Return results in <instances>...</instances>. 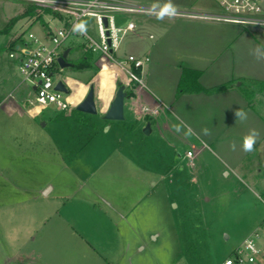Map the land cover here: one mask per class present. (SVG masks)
I'll return each instance as SVG.
<instances>
[{
  "label": "rangeland",
  "instance_id": "rangeland-1",
  "mask_svg": "<svg viewBox=\"0 0 264 264\" xmlns=\"http://www.w3.org/2000/svg\"><path fill=\"white\" fill-rule=\"evenodd\" d=\"M121 1L161 10L171 2L177 12L217 7L213 0ZM27 8L26 3L0 0V30L18 18L9 35H0V104H10L9 94L17 88L15 95L24 101H13L21 114L0 109V218L13 221L15 232H25L20 240L38 264H99L102 258L112 264H221L263 227L264 97L258 96H264V83L262 90L255 88L251 107L239 100L225 111L223 101L173 103L165 96L168 105L160 107L146 91L168 95L177 84L179 66L193 63L181 59L186 46L174 43L188 33L181 26L185 19L128 13L117 16L118 25L133 22L137 29L126 36L115 58H148L138 74L142 83L80 48L69 56L70 64L85 60L92 68L66 69L57 79L68 86L69 109L94 85L98 112L88 115L82 126L76 109L65 112L56 106L33 119L29 111L35 91L9 57L11 40L41 33L39 24L31 25L23 16ZM79 24L100 41L96 19L83 18ZM236 26L239 33L246 32L239 34L246 52L236 68L257 74L264 67L256 55L257 46L264 48V27ZM75 36L80 41L76 46L83 47L85 40ZM227 61L216 59L204 70L211 75ZM119 79L127 86L125 120L108 121ZM245 89H238L243 96ZM237 109L247 113L246 120L236 118ZM179 124L177 132L174 126ZM148 125L151 133L146 136ZM251 129L259 136L255 150L245 152L243 138ZM7 237L9 249L20 247L18 240L13 244V237ZM82 239L93 249L85 248Z\"/></svg>",
  "mask_w": 264,
  "mask_h": 264
},
{
  "label": "built area",
  "instance_id": "built-area-1",
  "mask_svg": "<svg viewBox=\"0 0 264 264\" xmlns=\"http://www.w3.org/2000/svg\"><path fill=\"white\" fill-rule=\"evenodd\" d=\"M26 3L34 10L31 25L39 24L42 35L29 33L25 40L21 35L19 41L11 46L10 58L19 63L24 81L33 87L35 100L30 101L37 115H41L51 106L61 111L69 109V93L58 91L57 85L63 82L57 79L66 69L59 64V59L72 45H78L79 36L85 40L80 47L88 55H99L100 61L116 63L131 78L142 83L138 74H142L149 59L142 60L130 54L124 61L117 62L115 54L126 36L137 29L133 22L119 26L117 16L128 13L159 14L161 9L129 5L121 0H15ZM218 7L213 13H181L176 16H193L225 23H232L244 28L264 27V0H213ZM45 15V16H44ZM48 16V20L44 17ZM94 18L98 22L99 40L97 41L77 25L83 18ZM45 20L44 23L40 19ZM105 20L107 21L105 23ZM69 62V54L67 58ZM60 78V77H59ZM31 112V111H29ZM221 264H264V221L263 227L244 240Z\"/></svg>",
  "mask_w": 264,
  "mask_h": 264
},
{
  "label": "crops",
  "instance_id": "crops-1",
  "mask_svg": "<svg viewBox=\"0 0 264 264\" xmlns=\"http://www.w3.org/2000/svg\"><path fill=\"white\" fill-rule=\"evenodd\" d=\"M27 7L29 8H27V10H25L22 14H26L28 13V10L32 9V7H30L29 5H27ZM217 10H218V7H213V9H207V11H188V12L189 13H211V12L215 13L217 12ZM181 13H187V11H183ZM33 15L26 16V18L30 20V24H31V18L33 17ZM177 17L185 19V20H182L181 26L183 29H185L188 32L185 35H182L183 39L176 38L174 41L175 44H182L186 46V49H187V50H183V53H187V54L181 55L180 50H179L178 55L180 54L181 59L185 58V60L187 59L192 60L193 63L189 62L188 65L183 64V66H179L178 68L179 74H177L178 81H177L176 86L173 87L174 91H171V93H168V95H166V94H162V92H160V94H154L148 89L146 91L147 95H149L150 98H152V100L156 102L160 107H164V108L168 104L165 102V99L163 96L166 97V100H168V102H173V103L182 102V100L184 99L191 101V102H195V101L208 102L206 101L207 98H210L209 100L212 103L223 101L225 102L223 106L225 111L231 107L230 103H235L239 100L241 101L243 105H249L251 107L250 101L254 100L253 98L255 96L254 95L255 88L259 87L262 90L261 85H263L262 83H264V67L262 65L261 67L263 68L260 69L259 73L257 74L256 73L250 74L249 72H242V71L237 70L236 66L238 65V59L239 57L243 55L244 52H246L244 48L245 43L239 42V37L246 34V32L241 31V33H239L237 26L232 23H225V22L214 21L211 19H205V18L193 17V16H177ZM46 19H48V17ZM42 20L43 19H41V21ZM44 21L45 20H43L42 22L44 23ZM42 33H43V30L41 29V33L38 35H42ZM239 34H241V36H239ZM20 37L21 35L18 36L16 40H11V42L9 41L10 45L13 46V44L17 43ZM79 49L80 47H76L75 45H72V47L69 48V56L72 57L75 53H77ZM257 49L258 51L256 55L264 61V48L262 49L257 46ZM9 57H10V54H9ZM226 58H228V61L225 63L224 69L214 71L215 73L211 75H207L208 73L204 70V68H207L211 64H214L216 62V59L221 60V59H226ZM68 63L70 64V62ZM252 66L256 68H260L259 66H256V65H252ZM67 69H72V65L70 68H67ZM184 70H192V71H197L201 73L198 83L203 88L202 91L184 93V94L178 93V87H179L181 77H182ZM58 77H61V75ZM231 83H237V84L233 86ZM238 83L240 84L238 85ZM84 85L85 84H83V87ZM29 86L31 90L34 91L33 87H31L30 84ZM242 86L247 87V89H245L246 95L244 94V96L241 93L242 91L239 92L238 90ZM18 89L19 88L15 89L14 92L9 94V98L10 100H12L11 102H9L10 104H6V105L0 104V109L3 108L4 106L6 107V110H8L12 114H15V113L21 114V111H19V108H18L19 106L17 103L24 102V101L21 98L22 97L21 94L15 95V91H18ZM149 92L152 95L148 94ZM172 92H175V93L172 94ZM86 93H87V90L85 91V94ZM258 93H261L260 95H262V92H258ZM220 97H224V99H219ZM258 97L262 98L264 96L262 95ZM13 101H19V102L13 103ZM36 113H37L36 111H31L30 118L37 119L40 115L38 116ZM204 145L208 146L207 143H205ZM4 209L8 211L10 210L8 208H4ZM0 210H2V208H0ZM0 215H2V211ZM6 215H9V214H6ZM23 216L24 215L20 216V219H19V222L22 223L21 225L22 227L25 225ZM19 222H17V224H19ZM94 227L95 226L91 228H94ZM14 228H17V226H15V223L11 221L8 217L0 218V264H38V262L35 261L36 259L33 258V256L30 254V249H27V248L25 249V246L23 245L24 241L20 240L22 236H25V232L19 231V230L15 232ZM8 235H11L13 237L12 238L13 244L16 242V240H18V245L20 247L18 248L14 247V250L9 249L7 246H12V245H11L10 240L7 237ZM83 242L85 244L84 245L85 248H87L88 250L93 249L91 248L92 245L89 242L88 244L84 240ZM22 245L23 247L21 248ZM93 251L96 252V250H93ZM102 259H98V261L100 262L99 264H112L106 259H104L105 261L101 262ZM48 264H62V263L57 262V261H54V262L52 261ZM64 264H73V263L65 262Z\"/></svg>",
  "mask_w": 264,
  "mask_h": 264
},
{
  "label": "water",
  "instance_id": "water-1",
  "mask_svg": "<svg viewBox=\"0 0 264 264\" xmlns=\"http://www.w3.org/2000/svg\"><path fill=\"white\" fill-rule=\"evenodd\" d=\"M107 21L105 20V23ZM69 50L64 53L62 58L59 59V64L62 68L67 69L71 67V64L67 62ZM124 88L126 87H120L118 88L117 94L113 102L111 103L109 110L106 113V120L108 121H115V122H121L125 120V101H126V95L124 93ZM58 91L68 94L69 90L66 88L63 82H59L56 88ZM95 94L94 91H90L87 95V97L84 99L80 105L77 106L76 110L83 112L88 115H94L98 112V107L95 100ZM144 134L146 136L150 135L151 133V127L148 125L144 129Z\"/></svg>",
  "mask_w": 264,
  "mask_h": 264
},
{
  "label": "trees",
  "instance_id": "trees-1",
  "mask_svg": "<svg viewBox=\"0 0 264 264\" xmlns=\"http://www.w3.org/2000/svg\"><path fill=\"white\" fill-rule=\"evenodd\" d=\"M34 14V10H28V13L24 14L23 16H32ZM20 18V17H19ZM18 18L11 20L7 26L0 30V35H8L15 24L17 23ZM72 68L74 70L76 69H87L92 68L91 65H89L85 60L82 61L81 65H72ZM200 72L192 71V70H184L181 81L178 87V93L184 94V93H192V92H200L203 90V88L198 83ZM75 115L77 116V123H79L81 126L86 125V117H88V114H85L83 112H80L78 110H74Z\"/></svg>",
  "mask_w": 264,
  "mask_h": 264
},
{
  "label": "clouds",
  "instance_id": "clouds-1",
  "mask_svg": "<svg viewBox=\"0 0 264 264\" xmlns=\"http://www.w3.org/2000/svg\"><path fill=\"white\" fill-rule=\"evenodd\" d=\"M176 15H177L176 7L171 2H169L161 10V12L158 14L157 18L163 19L165 16H168L171 18V17H174ZM76 27L78 30H81V31L84 29V26L82 24L77 25ZM235 116L237 119H239L241 121L247 119V113L243 109H237L235 111ZM174 127H175V131L179 132V131H181L182 124L175 125ZM203 131H204L205 135L210 134L208 129H204ZM188 134H191L190 128L188 129V132L186 133V135H188ZM258 136H259V133L255 129H251L249 131V133L247 135H245L243 138V144H242L243 151H245V152L254 151ZM232 148H233V150H235V144L232 145Z\"/></svg>",
  "mask_w": 264,
  "mask_h": 264
},
{
  "label": "bare ground",
  "instance_id": "bare-ground-1",
  "mask_svg": "<svg viewBox=\"0 0 264 264\" xmlns=\"http://www.w3.org/2000/svg\"><path fill=\"white\" fill-rule=\"evenodd\" d=\"M106 62H108V61H106ZM109 63V62H108ZM111 64V66L112 67H115L116 68V72H118V73H125L124 72V70L122 69V67H120L118 64H116V63H110ZM115 71H113V72H115ZM126 74V73H125ZM117 85H118V88H120V87H127L126 85H124V83H123V81L121 80V79H119L118 81H117ZM92 90H94L95 91V87H94V85H91V87H90V89H89V91H88V93L90 92V91H92ZM88 93H87V95H88ZM87 95H86V97H87ZM85 97V98H86ZM84 98V99H85ZM84 101V100H83ZM82 101V102H83ZM81 102V103H82ZM125 103H126V101H125ZM80 105V104H79ZM125 106H126V104H125ZM126 108V107H125Z\"/></svg>",
  "mask_w": 264,
  "mask_h": 264
}]
</instances>
